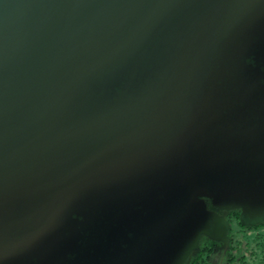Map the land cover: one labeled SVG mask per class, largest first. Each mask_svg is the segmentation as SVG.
Here are the masks:
<instances>
[{
	"label": "water",
	"instance_id": "95a60500",
	"mask_svg": "<svg viewBox=\"0 0 264 264\" xmlns=\"http://www.w3.org/2000/svg\"><path fill=\"white\" fill-rule=\"evenodd\" d=\"M213 46L216 74L235 81L221 103H243L246 119L227 126L216 152L191 157L183 143L172 163L159 160L140 211L132 199L121 204L125 231L116 221L109 240L90 234L92 178L152 99L104 102L95 88L159 59L190 88ZM188 95L176 102L183 137L203 136ZM256 178L264 179V0H0V221L19 206L35 220L27 264H186L204 238L229 245L225 213L264 199ZM203 198L222 206L210 215ZM75 210L82 225H72ZM16 257L0 255V264H23Z\"/></svg>",
	"mask_w": 264,
	"mask_h": 264
},
{
	"label": "flooded vegetation",
	"instance_id": "af4514ba",
	"mask_svg": "<svg viewBox=\"0 0 264 264\" xmlns=\"http://www.w3.org/2000/svg\"><path fill=\"white\" fill-rule=\"evenodd\" d=\"M219 54L215 46L200 54L202 66L196 71L197 77L191 82L190 88L172 79V73L166 69L163 59L144 63L126 73L108 78L95 88L96 94L104 102L112 101L121 94L135 95L137 98L150 96L152 99L137 110L128 142L109 160L102 172L92 178L96 190L87 197L85 219L88 221L84 223L90 234L99 233L103 240H109L115 235L116 221L120 222L121 229L125 231L122 223L125 222L126 214L121 204L126 198L132 199L134 212L140 211L139 191L143 183L147 184V174L156 172L154 168L159 160L163 166L172 163V158L180 155L179 149L183 143H186L191 157H200L201 152L205 151L216 152L228 130L227 126L234 127L235 122L246 119L243 103H221L222 95H227L224 90L228 89L229 94L235 81H222L221 73L216 74L221 62L217 58ZM187 93L200 121L194 131L203 130V136L188 134L183 137L185 126L176 102ZM227 97L230 99L231 96ZM111 190L114 191L113 197L117 204L113 208L107 204ZM203 200L210 215H214L213 205L222 206L217 202L220 200L218 198L214 201L210 198ZM198 205L205 207L200 201ZM232 212L235 211L226 212V218ZM72 216L73 226L83 224L82 214L78 210ZM35 226L36 222L30 218L26 208H13L0 221V255L9 256L10 261L17 256L15 259L20 258L23 264H27L29 259L25 243ZM222 247L226 248L224 244Z\"/></svg>",
	"mask_w": 264,
	"mask_h": 264
},
{
	"label": "rangeland",
	"instance_id": "374dc122",
	"mask_svg": "<svg viewBox=\"0 0 264 264\" xmlns=\"http://www.w3.org/2000/svg\"><path fill=\"white\" fill-rule=\"evenodd\" d=\"M227 226L229 245L224 249L222 241L218 242L209 253L206 264H260L264 259V199L242 212L239 220L227 218ZM231 254L238 258L244 254L245 263L240 259L230 260Z\"/></svg>",
	"mask_w": 264,
	"mask_h": 264
},
{
	"label": "trees",
	"instance_id": "16d2710c",
	"mask_svg": "<svg viewBox=\"0 0 264 264\" xmlns=\"http://www.w3.org/2000/svg\"><path fill=\"white\" fill-rule=\"evenodd\" d=\"M254 184H255L256 188L258 186L262 187L264 185V179H259L258 180L256 178L254 180ZM241 215H242V211L241 210H236L235 212H232V214H230L228 216V218L232 219V218L236 217V219L239 220L241 218ZM215 245H216V243L204 238L201 241L200 249L187 261L186 264H201V263L206 264L207 257L209 258V253L213 250ZM233 248L237 250V248H235V247H233ZM230 257H231L230 260L237 261V260L240 259L242 261V263H245V261L243 260L244 257H245L244 254H241L239 258H238V256H235V254H231ZM163 262H164V258H163L162 261H159V264H164ZM260 264H264V259H262Z\"/></svg>",
	"mask_w": 264,
	"mask_h": 264
}]
</instances>
